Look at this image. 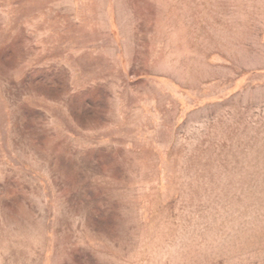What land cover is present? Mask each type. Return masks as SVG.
<instances>
[{
  "label": "rangeland",
  "instance_id": "obj_1",
  "mask_svg": "<svg viewBox=\"0 0 264 264\" xmlns=\"http://www.w3.org/2000/svg\"><path fill=\"white\" fill-rule=\"evenodd\" d=\"M0 264H264V0H0Z\"/></svg>",
  "mask_w": 264,
  "mask_h": 264
}]
</instances>
